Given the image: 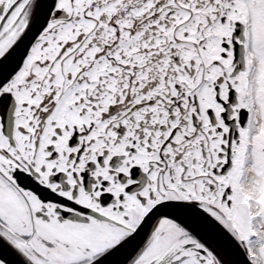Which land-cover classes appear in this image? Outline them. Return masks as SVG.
I'll list each match as a JSON object with an SVG mask.
<instances>
[{
  "label": "snow or ice",
  "instance_id": "obj_1",
  "mask_svg": "<svg viewBox=\"0 0 264 264\" xmlns=\"http://www.w3.org/2000/svg\"><path fill=\"white\" fill-rule=\"evenodd\" d=\"M0 264H264V0H0Z\"/></svg>",
  "mask_w": 264,
  "mask_h": 264
}]
</instances>
